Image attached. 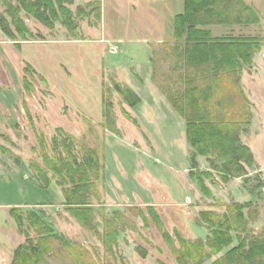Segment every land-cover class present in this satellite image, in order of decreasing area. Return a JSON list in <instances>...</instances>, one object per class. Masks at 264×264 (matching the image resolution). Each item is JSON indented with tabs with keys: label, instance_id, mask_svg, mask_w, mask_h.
<instances>
[{
	"label": "rangeland",
	"instance_id": "374dc122",
	"mask_svg": "<svg viewBox=\"0 0 264 264\" xmlns=\"http://www.w3.org/2000/svg\"><path fill=\"white\" fill-rule=\"evenodd\" d=\"M242 1L255 10L258 24H237L233 8L229 25H208L206 30L212 38L257 39L260 48L236 77L219 75L208 103L215 124L240 126L239 140L252 153L253 165L245 167L246 175L225 181L207 157L197 156L198 173L212 174L203 178L211 198L189 178L193 151L185 143L186 122L166 98L184 101L187 88L208 85L204 69L202 79L194 80V70L177 62L183 43L173 50V20L183 12V0H75L68 8L73 13L85 8L87 17H76L71 32L59 23L49 30L23 12L31 37L12 40L0 32V264H10L14 250L26 241L8 215L15 207L42 214L56 236L80 250V256L70 255L54 241L44 264H177L147 207L175 243L173 232L187 241L208 236L195 223L201 212L222 214L225 205L250 202L252 207L243 211L248 217L243 237L264 238V188L248 193L258 180L264 182V0ZM4 11L0 0V14ZM27 66L32 73H26ZM114 84L129 87L140 103L128 107ZM106 119L118 135L110 132ZM66 135L75 140L71 149L76 159L81 160L84 146L97 152L104 168L94 181L99 199L89 196L91 230L63 205L56 177L47 173V189H40L35 178L33 166L45 170L43 155L53 159L63 153ZM112 218H117L119 232L116 243L106 248L105 221ZM236 245L233 238L231 246L202 264H212Z\"/></svg>",
	"mask_w": 264,
	"mask_h": 264
},
{
	"label": "trees",
	"instance_id": "16d2710c",
	"mask_svg": "<svg viewBox=\"0 0 264 264\" xmlns=\"http://www.w3.org/2000/svg\"><path fill=\"white\" fill-rule=\"evenodd\" d=\"M74 1L2 0L5 11L0 14V32L12 40L20 38L22 41H26L31 37V32L20 16L21 12L49 30L59 23L71 32L76 17H87L85 8L78 7L75 13L71 12L68 6L73 5ZM91 5L88 4L87 7ZM233 8L237 9V24L254 25L259 23L260 20L255 10L244 4L242 0H183V12L176 15L173 20L174 52L179 49L177 44L183 43L176 56L177 62H180L185 69L194 70L193 76L196 75L194 80L202 79L200 71L204 69L206 72L204 78L208 85L206 84L207 86L201 90L193 87L187 88L184 93V101L183 98L179 100V98L169 95L166 98L175 112L186 122L185 141L193 151L189 158L191 169L189 178L194 179L199 190L209 198H211V193L205 186L203 178L211 179L212 174L198 173L197 156L207 157L211 167L217 170L225 181L232 177L246 175L245 167L250 168L253 165L252 153L248 147L240 143V126L225 123L215 124L213 120L216 119H211L214 108L211 103H208L213 93L211 89L217 88L214 85L220 81L218 80L219 75L228 73L236 77L241 65H250L252 55L260 48L257 39L212 38L210 32L206 30L208 25H229ZM28 72L32 73L27 66L26 73ZM23 85L28 92L31 87L25 79ZM190 85L193 86V81ZM114 91L130 108H134L140 103L139 97L129 87L114 84ZM102 104V110L107 117L109 115L106 109L107 103L103 102ZM240 121L243 125L248 123V121ZM105 122L110 132L118 135L112 122L109 119H106ZM60 145H62L63 153H56L53 159L43 155L45 170L33 166L38 187L47 189L51 185V179L47 173L56 177L55 185L61 189L63 205L82 227L91 230L94 212L89 196H93L96 200L99 199L94 181L101 179L102 175L100 174L103 173L104 168L99 162L97 152L84 146H81V160L76 159L73 149H71L75 145V140L72 137L64 136ZM60 145L58 144L56 147H60ZM2 151L7 153L5 150ZM16 163L18 165V159H16ZM217 163L221 164L220 167ZM262 188H264V182L258 180L257 185L250 188L248 193L253 195ZM224 207L225 212L222 214L203 211L198 215L196 225L204 227L209 233L204 240H183L177 232H173L176 244L173 237L163 231V225L153 208L147 207L146 209L154 225L162 233L164 242L172 248L177 264H202L231 246L233 238L237 245L212 264H264V238L248 240L243 237L248 224V217L246 218L243 211L246 208H251L252 204L250 202L245 204L230 203ZM8 215L13 219L18 232L26 237V241L14 250L10 264H44V258L54 249V241L58 242L60 247L68 251L70 255L80 256V250H74L76 249L74 244L64 242L62 237L53 233L52 229L44 222L42 214L23 213L15 207L8 210ZM116 219L105 221L103 239L106 248H109L107 243H116L119 232ZM30 232L33 233V238L30 237ZM78 263L83 264L80 261Z\"/></svg>",
	"mask_w": 264,
	"mask_h": 264
},
{
	"label": "crops",
	"instance_id": "0c3cea01",
	"mask_svg": "<svg viewBox=\"0 0 264 264\" xmlns=\"http://www.w3.org/2000/svg\"><path fill=\"white\" fill-rule=\"evenodd\" d=\"M157 43H163V41H160V42H157ZM167 113H168V110H167ZM168 115H170V114H168ZM172 116H173L174 119H176L175 117H178L177 115L174 116V114Z\"/></svg>",
	"mask_w": 264,
	"mask_h": 264
}]
</instances>
